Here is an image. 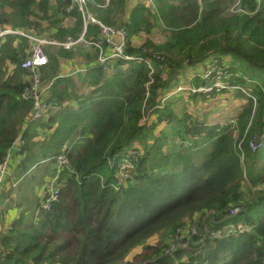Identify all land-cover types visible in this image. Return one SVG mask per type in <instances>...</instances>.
<instances>
[{
  "label": "trees",
  "instance_id": "16d2710c",
  "mask_svg": "<svg viewBox=\"0 0 264 264\" xmlns=\"http://www.w3.org/2000/svg\"><path fill=\"white\" fill-rule=\"evenodd\" d=\"M114 3L113 11L102 8L104 0H90L88 8L108 27H123L128 33L125 56L142 60L117 59L89 69L82 85L92 91L83 98L76 95L72 79H56L59 60L74 58L80 47L57 50L42 74L43 82L55 79L50 100L63 113L34 122L27 131L33 106L21 99L28 85L21 65L29 55L28 42L9 37L0 49V163L21 134L25 141L21 163L13 165V177L4 186L11 179L37 181L40 169L45 175L52 166L55 176L61 155L69 163L61 171L60 201L52 211L41 209L40 197L37 220L28 221L24 211L8 229L0 227V264H122L133 256L128 264H264V191H257L264 186V147L256 152L249 147L253 139H264V0H153L155 11L137 4L130 12L125 0ZM70 5L71 0H0V23L59 41L76 39L83 19L77 10L67 12ZM68 17L75 20L73 27L64 26ZM156 29L165 36L162 43L148 39L137 44ZM86 38L107 48L98 26H89ZM80 49L86 57L82 66L97 63L96 53ZM211 60L217 68L209 69L211 77L241 86L236 93L247 101L233 129L230 123L196 120L190 127L188 120L158 108L184 69L204 63L208 71L205 64ZM213 81L195 76L190 82L198 88ZM215 97L216 91L210 98ZM74 98L76 111L64 107ZM152 112L156 117L150 115L147 125L144 115ZM162 125L169 127L168 133L160 131L165 140L179 139L176 151L165 152L160 139L150 144ZM79 131L89 139L76 146L77 135H83ZM142 148L141 157H130ZM124 159L135 170L117 190L118 165ZM6 197L7 192L0 194V204ZM235 208L240 212L232 216ZM0 215L2 223L4 211ZM184 219L201 236L169 257L165 253L176 230L187 224ZM206 227L215 232L233 228L238 234L204 240Z\"/></svg>",
  "mask_w": 264,
  "mask_h": 264
},
{
  "label": "built area",
  "instance_id": "2783aa9c",
  "mask_svg": "<svg viewBox=\"0 0 264 264\" xmlns=\"http://www.w3.org/2000/svg\"><path fill=\"white\" fill-rule=\"evenodd\" d=\"M105 4L102 6L104 10H110L113 7V3L116 0H104ZM126 1V0H125ZM149 4H153V0H146ZM90 0H71V5L67 12L70 13L77 10L82 15L83 27L82 32L78 38L73 39L68 37L65 41H59L54 38H47L42 35H38L34 31H27L20 28L11 26H4L0 23V49L9 37H16L19 39H25L29 46V55L22 62L21 68L28 74V85L24 88L21 99L25 102L32 103L33 117L31 122L24 127L23 131H27L31 124L34 122H41L49 117H52L60 106L55 105L51 100V88L55 83V79L49 82H43L42 70L48 67L51 62V57L57 55V50L63 49L65 51H72L77 47L84 48L91 56L96 53L98 56L97 63L91 66H80L81 72H88L89 69L105 66L109 61L123 59L125 61L142 60L141 58H132L125 56V50L128 48V33L125 29L111 28L101 22L96 14L89 10L88 3ZM127 2V1H126ZM89 26H98L101 29L103 39L106 43V47L101 43H94L86 38V34ZM55 50V53H54ZM54 53V54H53ZM106 70V67H104ZM216 67H211L210 70ZM217 68L214 70L216 71ZM209 72V69H208ZM211 73V72H209ZM87 74V73H86ZM212 74V73H211ZM85 76V75H84ZM82 76V77H84ZM66 76L58 75L56 79H61ZM21 134L13 143L11 149L7 152L5 159L0 163V194L3 192V187L7 177L11 176V166H13V154H19L22 152L25 141L22 139ZM249 147L253 152L259 151L264 147L263 138H255L249 143ZM243 153V150H242ZM244 155V154H243ZM21 158L15 159V164H20ZM68 160L65 155H61L57 159L56 175L45 189L42 190L41 199L43 203L41 209L50 212L53 206L60 201V187L58 185L59 176L63 168H68ZM62 169V170H60ZM133 167L123 165L120 168L119 174L122 178L128 179L131 175ZM122 183V180L120 184ZM120 185L116 186L119 190ZM260 192L264 191L263 186L259 188ZM240 212V209L235 208L231 211V215H236ZM234 213V214H232ZM246 232V228H242L241 233ZM237 231L233 228H224L219 232L208 229L204 230L203 239L211 240H224L232 236L237 235ZM201 236L199 229L191 224L187 223L185 226L176 230L173 240L170 242L169 249L165 255L174 256L177 250L182 249L186 245V241L192 237Z\"/></svg>",
  "mask_w": 264,
  "mask_h": 264
},
{
  "label": "rangeland",
  "instance_id": "374dc122",
  "mask_svg": "<svg viewBox=\"0 0 264 264\" xmlns=\"http://www.w3.org/2000/svg\"><path fill=\"white\" fill-rule=\"evenodd\" d=\"M126 1H127V12H130L129 8L132 7L133 3L146 5L148 7H151L152 5V4H149L146 0H126ZM115 6H116V3H114L113 7ZM74 24H75V20L71 19V17H68L65 20L64 26L73 27ZM47 25L48 24L45 23L44 27H47ZM160 27L163 29L162 24H160ZM116 29H124V28L121 27V28H116ZM34 31L38 32L37 30H34ZM148 39L153 40L156 43L157 42L162 43L165 40V36L161 30L156 29L153 31L151 36L142 35L140 39L138 40L137 44L140 45L143 41L148 40ZM84 50L85 52H88L86 51V49ZM54 53H55V50H54ZM83 53H84L83 50L79 48L76 51L75 53L76 55L74 56V58L69 59V60L61 59L62 64L59 65L57 74L61 76H66L72 79L77 86L75 90L76 95L84 98L86 95H88L92 91V88L82 85V78H83L82 76L84 75L86 76V73H87V72L85 73L81 72L82 68L80 66H82L83 64H86V57L84 56L85 54ZM224 59L230 62L232 58L225 57ZM212 62L213 60L206 62L205 65L207 69H210L211 67H213ZM214 63H216V61ZM235 64H237L238 66L239 63H235ZM203 66H204V63H199V64H196L195 66L187 67L186 69H184L179 74L178 81L176 82V84L173 87H171L169 90H167L164 94H162V98L160 100V104L158 108L165 109L166 112L170 110L176 116L182 119L188 120V122H185V123H191L189 124L190 127L195 126V124H193V121L196 120L197 122L205 123L208 125H223L226 123H230L233 129V127L236 125V122H235L236 116L240 113V111L243 109V107L245 106L247 102L246 99H240L239 94L236 93L237 89H241L242 87L239 85H235V84L231 86L229 82L223 80L224 77H220V78L211 77L212 74L209 73L207 70L203 69ZM195 76H201L203 79H207V80H214L213 81L214 84L210 87L200 86L197 88L194 85H192L190 82ZM215 91L218 92V97L210 98ZM223 91H231V93L227 94V93H224ZM199 94L207 95V99L201 98ZM196 95L197 97H191V96H196ZM73 100L77 101L75 98ZM150 115H154V113L152 112L149 115H144V118H143V121L146 122L147 125H150L152 123V122H149ZM168 128L169 127H167L166 125H162L158 129H156L153 134V138L150 140V144H155L157 140L160 139L161 141L159 145L163 146L165 152L171 153L178 149V147L180 146V142L178 141L179 139L174 140L173 136H169L167 140L164 139L165 137L161 135L160 131H167L168 133L169 131ZM237 133H238V130H237ZM237 133H236V136L238 135ZM86 135L87 134L77 135L76 138L78 139V144L76 146L83 145L86 142V140L89 139L88 136ZM136 144L138 143L136 142L135 145ZM133 146L134 144H132V147ZM238 149L242 151L241 144L238 146ZM131 151L132 149L127 152V155H129ZM139 154H140V157L142 156V154H144L143 148L139 151L132 152L130 157L134 156L138 158ZM243 156L244 155L242 153L241 159L244 158ZM123 165L133 167L132 173L135 170L132 162L124 159L118 165V173L120 171V168ZM40 172L41 170L37 174L38 175L37 181L34 180L30 183L28 181L29 179L28 178V179H25L24 181H18V183L14 186L15 181H13L12 179L10 181L7 180L9 187L8 188L5 187L2 193L4 194L7 192V197L2 202V204H0V212L4 211V214H5L3 217V222L0 223V227L3 225L4 228L8 229V227L13 223L15 219L21 217V214L24 211H26L29 215L28 221H31L33 219L35 221L38 219V214L36 213V209H37L36 201L38 198L41 197L42 190L45 189L46 186L51 181V179L55 177V176H52V174L54 173L53 166L51 167L49 172L45 173V175L43 173L40 174ZM243 172H244V178L247 182V186H249L250 188L251 185H250V181L247 175V166H243ZM42 174H43L42 183L38 184V180L40 179ZM55 175H56V172H55ZM130 178L131 176H129L128 179H124L121 177V180H122L121 184L122 185L125 184V182L129 180ZM21 183H24L23 187L19 188ZM121 184L119 185L121 186ZM31 186H33L34 188L33 190L31 189ZM262 186L263 184L260 185L259 188ZM259 188L257 189L258 192H260ZM10 195H12L11 198H9ZM182 222L188 223V219H184ZM155 241H157V238L151 240V242H155ZM133 258L134 256L131 259L133 260ZM131 259H129L127 262H123L122 264H128L131 261Z\"/></svg>",
  "mask_w": 264,
  "mask_h": 264
},
{
  "label": "crops",
  "instance_id": "0c3cea01",
  "mask_svg": "<svg viewBox=\"0 0 264 264\" xmlns=\"http://www.w3.org/2000/svg\"><path fill=\"white\" fill-rule=\"evenodd\" d=\"M135 6H137V3H133V5H132V7H130L129 8V10H131L132 8H134ZM143 6H145V7H147V8H150L151 10H154L155 11V6H153V5H151V7H148V6H146V5H143ZM114 10V7L112 8V10L111 11H113ZM58 64L60 65V64H62V60H60L59 62H58ZM52 64L50 63V65L49 66H51ZM59 65H58V67H59ZM60 106V105H59ZM64 107H68V108H71V109H75V111L78 109V103H76V101L75 100H73L72 102H67V103H65V105H64ZM63 113V109H62V107L60 106V108L56 111V113L53 115V116H56V115H59V114H62ZM52 116V117H53ZM89 124H87V123H80L79 124V126L80 127H84V126H88ZM40 132V131H39ZM78 133H82L81 131H79ZM40 134V133H39ZM83 134V133H82ZM83 135H85V134H83ZM75 145H77L78 144V139L76 138V140H75ZM13 158H14V161H15V159L17 158V154H13ZM14 161L12 162L13 163V165L15 164L14 163ZM41 170V169H40ZM53 171H55V168L53 167ZM44 172V170H41V172H40V174L41 173H43Z\"/></svg>",
  "mask_w": 264,
  "mask_h": 264
},
{
  "label": "clouds",
  "instance_id": "9594fccd",
  "mask_svg": "<svg viewBox=\"0 0 264 264\" xmlns=\"http://www.w3.org/2000/svg\"><path fill=\"white\" fill-rule=\"evenodd\" d=\"M113 5H114V3H113ZM61 60V59H60ZM59 60V61H60ZM51 63V62H50ZM260 151V150H259ZM15 154V153H14ZM17 157H20V153L19 154H17ZM14 163H15V161H14ZM14 165H19V164H14ZM12 167L13 166H11V169H12ZM10 177H13V176H10ZM7 179V178H6ZM6 181V180H5ZM18 182H16L15 184H14V186L17 184ZM4 189H5V186L3 187V191H4ZM3 193V192H2Z\"/></svg>",
  "mask_w": 264,
  "mask_h": 264
}]
</instances>
